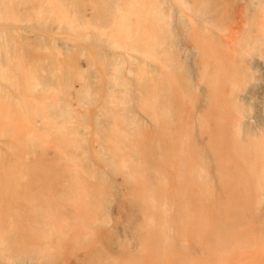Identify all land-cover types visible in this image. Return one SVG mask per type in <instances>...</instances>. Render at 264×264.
<instances>
[{
  "label": "bare ground",
  "instance_id": "1",
  "mask_svg": "<svg viewBox=\"0 0 264 264\" xmlns=\"http://www.w3.org/2000/svg\"><path fill=\"white\" fill-rule=\"evenodd\" d=\"M0 39V264L264 249V0H0Z\"/></svg>",
  "mask_w": 264,
  "mask_h": 264
},
{
  "label": "rangeland",
  "instance_id": "2",
  "mask_svg": "<svg viewBox=\"0 0 264 264\" xmlns=\"http://www.w3.org/2000/svg\"><path fill=\"white\" fill-rule=\"evenodd\" d=\"M2 39H0V44L1 47L6 48V50H8V44L7 42H3ZM5 43V44H4ZM19 116V115H18ZM15 123V124H14ZM20 124V125H18ZM13 125L15 126V128H20V127H27L28 123L24 120L23 118V114H21V116L19 117H15L13 118ZM32 125H29V127H31ZM33 127V126H32ZM17 131V130H16ZM87 131V137H86V145H89L90 142L94 141L92 139V132L91 130H86ZM38 134V135H37ZM33 137L37 136H43V134L40 133H36V134H32ZM35 140V139H33ZM48 153V152H47ZM92 165L94 167H96V163L92 162ZM117 184H118V180H116ZM125 189H123L121 186H118L116 188V192H113V195H111V197L109 198L107 203V211H106V219H107V226L111 227V229L113 230L114 228V218L117 217L116 215V210L118 207V196L121 193H124ZM127 226L129 225H125V228H128ZM113 227V228H112ZM130 228V226H129ZM130 230V229H129ZM121 231V230H120ZM128 234L124 231H121V236H123L124 238H120L118 237V240L120 242H130L129 241V237L127 236ZM117 237V234H116ZM244 252V251H243ZM247 253H239L237 256H235L234 260H230L227 264H264V249H259L257 246L254 248V250H246ZM77 253L79 255H81V250H77ZM71 252L70 249L69 250H65L64 248H62L59 252L57 253H53L51 254L46 261L44 262V264H76L75 260L73 259V257L71 256ZM239 257V258H238Z\"/></svg>",
  "mask_w": 264,
  "mask_h": 264
}]
</instances>
